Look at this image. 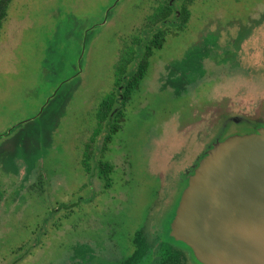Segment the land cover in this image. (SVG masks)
<instances>
[{
	"label": "rangeland",
	"instance_id": "1",
	"mask_svg": "<svg viewBox=\"0 0 264 264\" xmlns=\"http://www.w3.org/2000/svg\"><path fill=\"white\" fill-rule=\"evenodd\" d=\"M165 1L12 0L0 33V264H116L159 220L170 240L199 134L210 140L227 116L264 121V0H175L191 10L187 27L174 15L155 25L166 41L119 130L95 134L100 104L121 93V53L156 32L145 28Z\"/></svg>",
	"mask_w": 264,
	"mask_h": 264
},
{
	"label": "water",
	"instance_id": "2",
	"mask_svg": "<svg viewBox=\"0 0 264 264\" xmlns=\"http://www.w3.org/2000/svg\"><path fill=\"white\" fill-rule=\"evenodd\" d=\"M171 235L202 264H264V129L228 138L203 161Z\"/></svg>",
	"mask_w": 264,
	"mask_h": 264
},
{
	"label": "trees",
	"instance_id": "3",
	"mask_svg": "<svg viewBox=\"0 0 264 264\" xmlns=\"http://www.w3.org/2000/svg\"><path fill=\"white\" fill-rule=\"evenodd\" d=\"M11 2L12 0H0V33L4 21L8 17ZM170 2L171 0H166L161 3L149 17L151 25L145 28V30L152 31L156 29V32L145 38L135 36L133 44L123 50L116 64V90L123 92V108L126 107L128 102L132 99L133 93L141 86V83L147 76L151 65V58L154 56L155 50L161 49L166 41L168 31L162 27L155 28V25L159 23L166 24L167 22L172 23L171 18L174 15L179 30H184L187 27V23L192 14L188 4L184 3L180 10L176 11L175 7ZM173 24L175 23L173 22ZM119 98L117 93L113 91L100 104L97 113L98 128L95 134H98L105 124L111 127L113 133L119 130L124 118V109L115 110ZM100 163L101 175L105 179L106 184L111 186L112 173L114 171L113 164L108 160L101 161ZM83 166L87 172L91 170L89 152L86 153ZM148 253L149 248L143 251L138 250L134 257H129L120 264H157V262L160 264H185L186 260V257H177L178 251L170 253L168 257H162L161 259L155 258V260L153 257H143Z\"/></svg>",
	"mask_w": 264,
	"mask_h": 264
},
{
	"label": "flooded vegetation",
	"instance_id": "4",
	"mask_svg": "<svg viewBox=\"0 0 264 264\" xmlns=\"http://www.w3.org/2000/svg\"><path fill=\"white\" fill-rule=\"evenodd\" d=\"M175 7V4H172ZM176 11H179L175 9ZM75 75L69 76L68 78H65L61 82L62 87L66 82L70 81L72 78H74ZM122 89V86H121ZM120 98L117 100V104L115 106V110L124 109L123 108V92L119 94ZM41 115V114H40ZM221 127L215 132L214 136L210 138V140H207V133L199 134V142H200V150L199 152L195 153V156L193 158L192 163L187 167L183 172H181V175L185 176L186 179V185L183 189L182 195L178 202H176L175 207L172 205V211L169 223H168V232L167 236L171 238L170 240H166L163 238L158 237L160 235V220H159V227L156 229L155 233H151L147 230L146 226H142L140 229H138L134 235L133 238V245H134V251L132 254H130L127 258L123 259L122 261L117 262L116 264L122 263L124 260L128 259L129 257H134L136 254V251L138 250H146L149 248V253L144 255L143 257H153L157 259H161L162 257H168L170 253L178 251L177 257H186L185 264H188L189 261H193L192 259L198 261L200 264H202L197 258L193 251V249L188 246L186 243H184L181 240H177L175 237L171 235L172 231V223L174 222L181 200L183 198V195L187 188L191 184L192 178L196 175L197 171L201 167L203 161L209 157L211 152L222 142L227 140L228 138L236 135H246V134H252V133H258L262 129H264V121L257 120L253 121L246 118L236 117V116H227L225 119L222 120ZM245 124L249 127V130L246 133H239L237 131H234L235 125ZM234 129V130H233ZM96 132V131H95ZM89 147V146H88ZM88 149L84 152L85 157L86 153H88ZM90 153V152H89ZM85 159V158H84ZM83 159V160H84ZM104 161V160H103ZM107 161V160H106ZM83 163V161H82ZM101 165V163H100ZM170 198V197H169ZM172 198H170V202L166 205L165 210H163L162 214L167 210V208L172 204ZM162 217V215H161ZM160 217V218H161ZM146 227V228H145ZM180 243H178V242ZM180 245H177V244ZM157 264H160L157 262Z\"/></svg>",
	"mask_w": 264,
	"mask_h": 264
}]
</instances>
